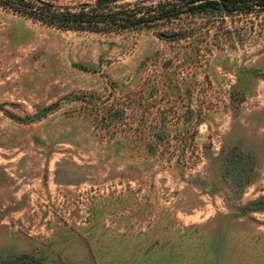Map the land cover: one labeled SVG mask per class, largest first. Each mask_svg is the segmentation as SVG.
<instances>
[{"label":"rangeland","instance_id":"rangeland-1","mask_svg":"<svg viewBox=\"0 0 264 264\" xmlns=\"http://www.w3.org/2000/svg\"><path fill=\"white\" fill-rule=\"evenodd\" d=\"M206 20L0 8V264H264V12Z\"/></svg>","mask_w":264,"mask_h":264},{"label":"trees","instance_id":"trees-1","mask_svg":"<svg viewBox=\"0 0 264 264\" xmlns=\"http://www.w3.org/2000/svg\"><path fill=\"white\" fill-rule=\"evenodd\" d=\"M0 0V8L61 31L120 33L202 17L211 25L264 12V0ZM196 30L176 34L189 38Z\"/></svg>","mask_w":264,"mask_h":264}]
</instances>
